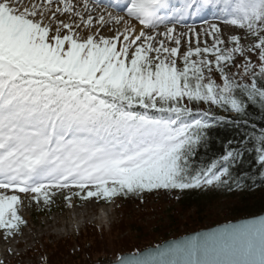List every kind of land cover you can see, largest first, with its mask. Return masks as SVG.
<instances>
[{"label": "snow or ice", "instance_id": "obj_1", "mask_svg": "<svg viewBox=\"0 0 264 264\" xmlns=\"http://www.w3.org/2000/svg\"><path fill=\"white\" fill-rule=\"evenodd\" d=\"M196 19L199 28L188 23ZM201 35L211 43L201 46ZM223 126L239 139L200 157ZM247 157L257 172L235 175ZM257 180L264 183V0H0L5 240L27 225L20 194L44 207L57 195L69 207L74 197L143 203L160 191L176 199L186 190L252 191ZM119 264H264V215Z\"/></svg>", "mask_w": 264, "mask_h": 264}, {"label": "rangeland", "instance_id": "obj_2", "mask_svg": "<svg viewBox=\"0 0 264 264\" xmlns=\"http://www.w3.org/2000/svg\"><path fill=\"white\" fill-rule=\"evenodd\" d=\"M228 32L230 29L224 30V34ZM205 39L202 40L201 46ZM207 41L210 44L211 40L207 39ZM20 195L24 199L20 215L27 221V225L11 239L5 240L0 236L2 243L5 244L3 247L8 249L4 255H0V264H42L46 259H50L54 251L57 256L53 255L55 257L53 264H62L63 261L64 264H78L86 259V255L92 257L94 262L101 258L102 262L110 263L120 256L119 252L124 245L135 242L137 233L133 230L145 229L144 233L150 234L155 227L166 225L171 209H176L174 204L176 195L164 191L147 195L143 203L137 198L127 200L117 198L107 204L94 200L78 202L74 197L71 207L63 200L62 195H57L55 203L50 207L37 206L30 203V198L25 194ZM226 202V199L216 198L211 206L207 205L204 209L213 217H221L226 209ZM87 204H91L93 209L83 219L82 225L70 233H64L61 226L64 215L71 209L77 210ZM107 215L109 218H106ZM100 218L106 219L105 228L101 229L102 226L99 227L95 223ZM54 219L58 222L56 225L52 222ZM184 219L181 220L183 224L186 223ZM46 222L51 223L45 225ZM64 241L72 246L66 256L63 252L66 246ZM58 246L63 249L61 252H56ZM47 248L51 251H47ZM35 251L37 253L34 256ZM107 255L113 257L107 259Z\"/></svg>", "mask_w": 264, "mask_h": 264}, {"label": "trees", "instance_id": "obj_3", "mask_svg": "<svg viewBox=\"0 0 264 264\" xmlns=\"http://www.w3.org/2000/svg\"><path fill=\"white\" fill-rule=\"evenodd\" d=\"M215 75V74H214ZM218 79V77H217ZM250 113L255 117L254 122L261 124L257 109L254 107L249 108ZM212 140L209 145V150L205 152L201 150L200 157L210 159L213 155H219L223 151V147L228 140L239 139L240 133L235 127L223 126L212 130ZM199 161V157H198ZM258 166L255 164L254 157H247L246 162L235 170V175H242L244 173L253 174L256 173ZM260 187L254 188L252 191L235 189L234 191L227 190H186L184 193L179 194L180 198L175 199L174 204L176 209H171V215L168 222L164 226L155 227L150 234L144 233L145 229L137 228V237L132 244H126L121 248L120 255L124 253H137L148 247H154L169 239L178 238L180 236L190 234L196 231L207 229L223 223L234 222L241 219L255 217L264 213V183L257 180ZM162 192V191H160ZM159 192V193H160ZM157 193V194H159ZM177 195V194H175ZM226 199V209L222 213L221 217H213L210 212L205 211V207L211 206L215 199ZM117 199V198H116ZM125 199V198H122ZM128 199V198H127ZM126 199V200H127ZM78 202H81L78 200ZM186 216V217H185ZM185 218V219H184ZM186 222L183 224L181 220ZM182 223V224H181ZM125 230V225L123 226ZM179 229H182L180 231ZM150 235V236H146ZM152 235V236H151ZM145 237V238H144ZM66 246L64 250L57 247L56 252L63 250L66 256L72 248L67 241H64ZM63 242V243H64ZM47 251H51L47 248ZM55 252V251H54ZM52 253L50 259H46L42 264H53L55 260ZM37 251H35L34 256ZM67 253V254H66ZM40 254V253H38ZM54 255V256H53ZM113 255H107V259L112 258ZM86 259L78 264H94V263H107L102 262L101 258H98L96 262L93 258L86 255ZM43 259V258H42ZM56 263V262H55ZM64 264V261L63 263ZM68 264V263H67ZM74 264V263H73Z\"/></svg>", "mask_w": 264, "mask_h": 264}, {"label": "bare ground", "instance_id": "obj_4", "mask_svg": "<svg viewBox=\"0 0 264 264\" xmlns=\"http://www.w3.org/2000/svg\"><path fill=\"white\" fill-rule=\"evenodd\" d=\"M101 2L105 3L107 1H101ZM207 18L209 20L214 19L211 15H209ZM195 23H197L195 26L197 28H199V26L203 25L204 22H203V20L198 19V20L195 21ZM225 29H228V30L230 29V31H233V29L230 28V27H226ZM179 30L180 31H187V29H179ZM105 35H111V33L105 32ZM226 35L227 34H225V36ZM205 38L208 39V40H211V37H204L203 35H201L200 36V43ZM191 39H192V45L194 46V44H196V39L197 38H196L195 35H192ZM210 43H211V41H210ZM183 47L184 48L187 47V44H184ZM92 209H93V206L91 204H87V205H85V207L79 208L77 210H72V209L69 210V213L64 215L62 223H61V226L63 227V232L64 233H70V232L78 229L82 225V223L84 222L83 219L89 214V212ZM103 212H105V211H103ZM107 216H106V218H109V216L108 217ZM105 220H106L105 218H100L98 221L96 220L95 223H97V222L103 223V222H106ZM52 222L54 223V225H56L58 223L56 219H54ZM50 223L46 222L45 225H49ZM4 245L5 244L2 243V238H0V255H4L8 251L7 248L3 247ZM15 247H16V245H15Z\"/></svg>", "mask_w": 264, "mask_h": 264}, {"label": "water", "instance_id": "obj_5", "mask_svg": "<svg viewBox=\"0 0 264 264\" xmlns=\"http://www.w3.org/2000/svg\"><path fill=\"white\" fill-rule=\"evenodd\" d=\"M262 215H264V213L261 214V215H258V216H262ZM258 216L250 217V218H246V219L256 218V217H258ZM243 220H245V219H241V220H237V221H234V222H228V223H223V224H220V225H216V226H213V227H210V228H207V229H203V230H200V231H196V232H193V233H190V234H186V235L180 236V237H178V238L169 239V240L164 241V242H162V243H160V244H158V245H159V246H163V245L168 244V243H172V242H175V241H179V240L185 239L186 237H188V236H190V235H195V234L198 233V232L208 231V230L214 229V228H216V227H222L223 225H225V224H229V223H239V222H242ZM158 245H156V246H154V247H148V248L143 249V250H141V251H139V252H137V253L143 254V253H145V252L151 251V250L155 249ZM133 254H136V253H124V254L118 256L114 261H112V262H110V263H96V264H119V260H120V258H121L122 256H131V255H133Z\"/></svg>", "mask_w": 264, "mask_h": 264}]
</instances>
